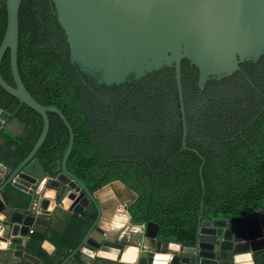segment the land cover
I'll use <instances>...</instances> for the list:
<instances>
[{
  "label": "water",
  "instance_id": "obj_1",
  "mask_svg": "<svg viewBox=\"0 0 264 264\" xmlns=\"http://www.w3.org/2000/svg\"><path fill=\"white\" fill-rule=\"evenodd\" d=\"M7 26L0 44V86L43 118V130L33 149L12 164L0 180V264H263L264 209L237 219L203 218L204 201L194 245L161 238L159 225L148 222L138 245L108 237L100 227L102 207L95 193L68 168L74 131L65 114L34 98L18 68L19 11L23 0H5ZM69 47L70 63L100 85H120L134 77L171 67L175 72L183 121L182 148L187 146V121L182 63L199 71L200 90L210 80H222L240 71V64L264 56V0H51ZM10 50L15 85L1 74ZM55 112L69 131L61 160L42 163L37 152ZM10 113L0 107V130ZM200 165L202 176L204 159ZM5 176V175H4ZM128 206L126 205L127 209ZM68 210L95 216L76 247L58 260L57 250L32 230L44 216ZM85 220L88 224L90 220ZM136 255L124 259L128 247ZM49 258V257H48ZM60 258V257H58Z\"/></svg>",
  "mask_w": 264,
  "mask_h": 264
},
{
  "label": "trees",
  "instance_id": "obj_2",
  "mask_svg": "<svg viewBox=\"0 0 264 264\" xmlns=\"http://www.w3.org/2000/svg\"><path fill=\"white\" fill-rule=\"evenodd\" d=\"M6 26V1L0 0V44ZM18 68L34 98L44 105L58 107L70 122L74 144L68 168L92 191L119 181L136 193L128 206L133 225L155 222L161 238L192 246L198 231L202 197L203 218L208 219L234 220L264 209L262 105L255 111H246L238 96H232L224 104L203 107L198 121L194 122L187 114V146L199 154L182 148L183 121L174 69L166 67L141 79L132 93V101L125 100V104L132 103L127 117L133 125L124 124L115 129L104 122L103 137L98 138L101 129L92 124L82 105L80 91L84 87L80 80L83 78L105 90L110 87L97 85L70 63L66 36L51 0L21 3ZM188 68V61L184 60L186 105L188 100L193 101L187 98L186 92L193 87V82H187L190 81ZM1 74L9 84L15 85L10 50L3 56ZM160 74L167 77L161 78ZM119 86L111 88L129 85ZM0 107L24 125L22 134L5 133L3 144L8 149L2 161L18 164L40 137L43 118L1 86ZM173 109L178 113L171 116ZM48 116L49 132L37 152L43 162L61 160L69 143V131L59 115L49 112Z\"/></svg>",
  "mask_w": 264,
  "mask_h": 264
},
{
  "label": "flooded vegetation",
  "instance_id": "obj_3",
  "mask_svg": "<svg viewBox=\"0 0 264 264\" xmlns=\"http://www.w3.org/2000/svg\"><path fill=\"white\" fill-rule=\"evenodd\" d=\"M188 66L187 77L190 81L187 82H193V87L190 89L187 88L186 92L187 98H193V101L189 102L188 100L187 105L185 104V107L187 108L186 121L187 114L194 120V122L198 121L201 118L202 110L204 109L203 107L207 108L217 104H224L223 102H227L228 99L231 101L230 97L232 96H238V99H236L241 102L246 111H255L260 105L264 108V56L256 62L246 61L240 64V71L232 76L226 77L222 80L212 79L208 81L203 90H200L198 87V69L195 66H192L189 62ZM159 76L161 78L167 77L163 74H160ZM140 80L130 77L129 80L125 82L129 86L117 89L109 86L110 89L108 90L101 89L99 86H92L83 78L80 80L82 87H84L83 90L81 89L80 91L82 105L89 118L92 120V124L96 125L98 129H101V132H98V138L103 137L104 129L106 128L104 122H108L109 126H112L115 129L122 127L124 124L127 127L133 125L132 123H129V118L127 117V113L132 111L130 108L132 103L125 104V100L132 101V93L135 91V87ZM156 83V81L153 82L154 85H156ZM118 87L120 86L118 85ZM211 100L214 104L210 103ZM177 113L178 110L173 109L171 111V116H174ZM96 191L92 192L95 193ZM110 203H113V201L111 200Z\"/></svg>",
  "mask_w": 264,
  "mask_h": 264
},
{
  "label": "crops",
  "instance_id": "obj_4",
  "mask_svg": "<svg viewBox=\"0 0 264 264\" xmlns=\"http://www.w3.org/2000/svg\"><path fill=\"white\" fill-rule=\"evenodd\" d=\"M9 122V125L4 123L3 128L0 130V180L6 178V173L13 164L5 163L1 159L4 152L8 149L7 146L3 145L6 138L5 133L19 135L24 132V125L18 119L12 118L10 115ZM42 163L45 164L43 161ZM111 184L113 185L112 188H105ZM108 185L95 192L103 209L100 227L107 232L108 237L111 239L138 245L139 235H136V231L138 233L141 232L145 224L133 225L128 208L125 209L126 205L129 206L134 201L136 193L119 181ZM111 200L113 203H110ZM94 218L95 216L89 217L86 213L78 215L64 210L54 216H44L43 221L35 223L32 230L43 236L42 240L50 242L54 249L57 250L58 254L56 257L60 260L67 257L73 251L81 235ZM84 219L90 220L88 224L85 223ZM46 256L49 264L58 263L54 258L47 254Z\"/></svg>",
  "mask_w": 264,
  "mask_h": 264
},
{
  "label": "bare ground",
  "instance_id": "obj_5",
  "mask_svg": "<svg viewBox=\"0 0 264 264\" xmlns=\"http://www.w3.org/2000/svg\"><path fill=\"white\" fill-rule=\"evenodd\" d=\"M137 248L136 247H128L125 254H124V259H130V257H134L136 255Z\"/></svg>",
  "mask_w": 264,
  "mask_h": 264
},
{
  "label": "rangeland",
  "instance_id": "obj_6",
  "mask_svg": "<svg viewBox=\"0 0 264 264\" xmlns=\"http://www.w3.org/2000/svg\"><path fill=\"white\" fill-rule=\"evenodd\" d=\"M112 187H113V185L111 184V185L106 186L105 188H112Z\"/></svg>",
  "mask_w": 264,
  "mask_h": 264
},
{
  "label": "built area",
  "instance_id": "obj_7",
  "mask_svg": "<svg viewBox=\"0 0 264 264\" xmlns=\"http://www.w3.org/2000/svg\"><path fill=\"white\" fill-rule=\"evenodd\" d=\"M145 225H143V227H144Z\"/></svg>",
  "mask_w": 264,
  "mask_h": 264
}]
</instances>
